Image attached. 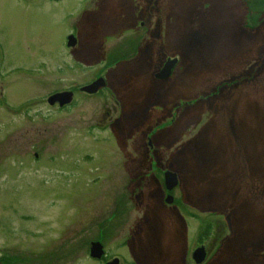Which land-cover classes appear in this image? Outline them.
Listing matches in <instances>:
<instances>
[{"label": "rangeland", "instance_id": "rangeland-1", "mask_svg": "<svg viewBox=\"0 0 264 264\" xmlns=\"http://www.w3.org/2000/svg\"><path fill=\"white\" fill-rule=\"evenodd\" d=\"M100 76L116 103L80 92ZM167 170L207 213L162 204ZM100 235L109 262L264 264V0H0V264H103Z\"/></svg>", "mask_w": 264, "mask_h": 264}, {"label": "water", "instance_id": "water-1", "mask_svg": "<svg viewBox=\"0 0 264 264\" xmlns=\"http://www.w3.org/2000/svg\"><path fill=\"white\" fill-rule=\"evenodd\" d=\"M77 44V40L74 37L69 38L68 47L73 48ZM177 65V60H170L166 63L163 70L158 74L159 79H168L175 66ZM106 84L104 80H99L92 85L85 87L82 89V92L87 93L89 95H95L99 93L103 88H105ZM74 99V94L72 92H65V93H59L51 96L48 100V104L50 106L59 105L60 108H65L70 105H72ZM165 182L166 187L168 191H172L174 188L178 186V179L177 176L173 173H167L165 175ZM168 203H172V198L168 199ZM105 255L104 247L100 242L93 243L90 249V256L94 260H101L103 259ZM193 259L196 262V264H203L206 261V253L205 249L201 248L198 249L194 255ZM109 264H119L118 260H115L112 263Z\"/></svg>", "mask_w": 264, "mask_h": 264}, {"label": "flooded vegetation", "instance_id": "flooded-vegetation-1", "mask_svg": "<svg viewBox=\"0 0 264 264\" xmlns=\"http://www.w3.org/2000/svg\"><path fill=\"white\" fill-rule=\"evenodd\" d=\"M257 15H259V14H256L255 15V17H254V19L256 20L257 19ZM260 19H261V17L259 16V22H260ZM139 26H141L140 28H144L145 27V23L144 22H141V20H140V22H139V24H138ZM132 29H130L129 31H131ZM81 47H82V44H81V41L78 39V46H77V48L76 49H81ZM166 64V62H163V64H162V68L164 67V65ZM115 65H116V63H115ZM112 67H114V65L113 64H111L110 66H109V69L110 68H112ZM162 70V69H161ZM156 75V74H155ZM154 75V76H155ZM174 75V72H173V74H172V76ZM171 76V77H172ZM101 77V76H100ZM99 77V78H100ZM104 77V76H103ZM171 77L169 78V79H167V80H159V79H157L156 78V76H155V78L154 79H156V80H159V81H168V80H170L171 79ZM98 78V79H99ZM105 79H106V81H107V85H108V87H109V83H108V80H107V78L106 77H104ZM111 88V87H110ZM114 103H115V101H114ZM153 107H160L159 105H153ZM122 117L120 116V118H118V119H121ZM149 140H150V142H149V147L151 148V149H153L155 146H154V144H153V142H152V139L151 138H149ZM167 196H169V194H165V196H164V199L162 200V204L164 205V206H167V207H171V206H168V205H166V198H167ZM172 196V195H171ZM151 197H155L156 198V196H155V194H153V196L151 195ZM173 197V196H172ZM173 201H174V197H173ZM177 203V202H176ZM176 205V204H175ZM177 207H179V205H178V203H177ZM132 239H134V236L132 235V238L131 239H129L128 240V242L129 241H131ZM109 261L107 260V261H103V263L104 264H107Z\"/></svg>", "mask_w": 264, "mask_h": 264}]
</instances>
